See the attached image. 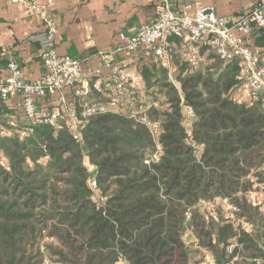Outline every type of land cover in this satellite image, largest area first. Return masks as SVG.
Returning a JSON list of instances; mask_svg holds the SVG:
<instances>
[{"label":"trees","instance_id":"obj_1","mask_svg":"<svg viewBox=\"0 0 264 264\" xmlns=\"http://www.w3.org/2000/svg\"><path fill=\"white\" fill-rule=\"evenodd\" d=\"M254 36L264 54V28ZM174 61L179 88L152 62L138 89L147 105L140 116L158 125L157 140L117 113L89 119L84 145L49 126L22 138L24 113H0V128L11 131L0 138L10 165H0V264H200L206 255L217 264L235 257L234 264H264V204L248 199L264 182V108L233 101L237 61L213 54L198 70L183 54ZM157 95L165 96L161 107L151 105ZM184 107L194 113L191 128ZM202 202L213 204L218 220Z\"/></svg>","mask_w":264,"mask_h":264},{"label":"built area","instance_id":"obj_2","mask_svg":"<svg viewBox=\"0 0 264 264\" xmlns=\"http://www.w3.org/2000/svg\"><path fill=\"white\" fill-rule=\"evenodd\" d=\"M12 2L24 4L30 15L43 20V30L32 37L38 45L44 68L42 78L34 82L25 81L21 67L16 62H10L7 74L0 76V101L8 102L12 96L19 98L18 107L27 121V125L20 130L22 138L32 135L37 126H49L56 130L71 131L74 139L84 145L82 131L89 119L117 113L138 120L157 140L160 134L158 125L140 116L147 109V105L137 99L140 79L116 61L121 54L141 53L161 63L175 86L179 73L174 61L177 54L187 57L194 70L202 67L206 60L204 54H215L225 63L237 61L240 64L241 84L233 94V101L239 105H253L260 101L264 108V56L256 50L254 36L264 28V1L256 4L248 13L233 19L218 16L214 7L191 11L190 6H185L175 11L165 4L156 19L141 27L136 34L128 36L120 33L114 49L98 51L93 56L100 60L98 68L87 67L92 57L81 59L57 53V19L37 0ZM67 89L73 91L76 107L68 106L64 96ZM91 94L103 98L95 100L90 98ZM56 96H60L57 108L50 110L43 106ZM151 105L158 106L154 101ZM10 134L11 131L0 128V138ZM160 151L161 146L158 145L153 159L159 158ZM0 165L10 170L8 160L1 151ZM88 170L92 174L95 167L90 166ZM91 187L94 191L98 189L95 178L91 179ZM248 199L257 206L264 204V182L248 194ZM201 205L212 218L218 220L213 204L202 202ZM236 211L235 207L230 206L225 214L231 218ZM190 217L191 214L187 213V218ZM239 225L251 231L252 225L245 220H239ZM238 247L236 238L227 247L228 255H233ZM206 258L208 260L201 264H217L212 257L207 255ZM235 261L236 257L231 264Z\"/></svg>","mask_w":264,"mask_h":264},{"label":"crops","instance_id":"obj_3","mask_svg":"<svg viewBox=\"0 0 264 264\" xmlns=\"http://www.w3.org/2000/svg\"><path fill=\"white\" fill-rule=\"evenodd\" d=\"M264 0H37L57 19L56 51L60 56L73 58L92 57L88 68L100 67V60L93 56L98 51H108L116 47L118 35L132 36L138 30L156 19L163 5L173 10L190 6L191 11L202 7H214L217 15L228 19L248 13L256 4ZM43 30V20L32 16L24 4L12 0H0V76L7 74L10 62L19 64L27 82L42 78L44 68L39 58V48L32 37ZM181 54H177L179 56ZM206 59L209 54L203 55ZM116 61L138 75L145 84L143 70L152 62L145 54H121ZM177 65V62L175 63ZM69 107H76L73 91L64 93ZM90 98L103 97L91 94ZM60 96L49 99L47 105L52 110L60 105ZM19 98L12 96L8 102L0 101V113L8 110L18 113ZM15 118V117H14Z\"/></svg>","mask_w":264,"mask_h":264},{"label":"rangeland","instance_id":"obj_4","mask_svg":"<svg viewBox=\"0 0 264 264\" xmlns=\"http://www.w3.org/2000/svg\"><path fill=\"white\" fill-rule=\"evenodd\" d=\"M264 56V54H262ZM167 73V77L169 79V76H168V72L166 71ZM170 81V79H169ZM178 81V80H177ZM171 82V81H170ZM172 83V82H171ZM173 84V83H172ZM174 85V84H173ZM175 86V85H174ZM176 87H180V83L177 82V86ZM154 100L156 101L158 107H161L164 105L166 99H165V96L164 95H157L156 97L154 96ZM184 114H185V118H186V122L188 123V127L191 128L194 120H195V116H194V113L193 111L189 108V107H184ZM4 127H7L6 125H3ZM47 158L44 159V161H46ZM85 163L88 167H90L89 165V160H88V157H85ZM91 174V173H90ZM93 178H95V170L94 172L91 174ZM96 179V178H95ZM207 257V255H206ZM204 258L203 259V262L204 261H207L208 259L207 258ZM209 257V256H208ZM207 259V260H206ZM119 264H125V262H120ZM201 264V263H200Z\"/></svg>","mask_w":264,"mask_h":264}]
</instances>
